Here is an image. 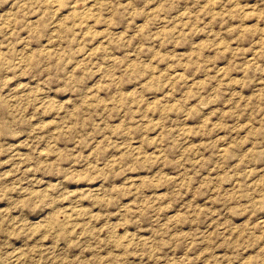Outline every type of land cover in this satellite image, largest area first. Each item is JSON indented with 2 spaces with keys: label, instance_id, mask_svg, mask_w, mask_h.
<instances>
[{
  "label": "rangeland",
  "instance_id": "rangeland-1",
  "mask_svg": "<svg viewBox=\"0 0 264 264\" xmlns=\"http://www.w3.org/2000/svg\"><path fill=\"white\" fill-rule=\"evenodd\" d=\"M0 264H264V0H0Z\"/></svg>",
  "mask_w": 264,
  "mask_h": 264
}]
</instances>
